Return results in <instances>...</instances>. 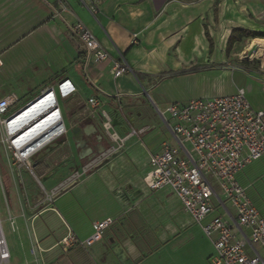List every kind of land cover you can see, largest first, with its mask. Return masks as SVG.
<instances>
[{"label":"crops","instance_id":"0c3cea01","mask_svg":"<svg viewBox=\"0 0 264 264\" xmlns=\"http://www.w3.org/2000/svg\"><path fill=\"white\" fill-rule=\"evenodd\" d=\"M85 2L97 6L96 17L80 0H0V100L14 99L8 113H15L66 79L76 89L63 100L68 106L82 111L89 99H96L120 124V132H148L140 141L128 140L125 152L93 172L100 184L73 185L50 205L14 219L9 264H147L150 242L186 233L184 227L193 222L178 199L167 188L151 192L142 181L150 155L171 141V121L161 119L156 109L235 94L241 75L231 69V61L239 43L227 55L229 36L234 29L264 34V0ZM77 21L111 59L121 55L131 73L112 80L110 60L86 68V53L70 31ZM248 102L253 110L264 111V97L261 104ZM236 180L264 219V155L238 172ZM213 205L210 217L222 218L237 233L231 207L220 196ZM107 218L114 224L102 241L63 251L59 242L67 234L84 241L93 222ZM36 245L41 251L33 255ZM207 245L210 260L212 243ZM116 247L124 253L122 262L113 252Z\"/></svg>","mask_w":264,"mask_h":264},{"label":"built area","instance_id":"2783aa9c","mask_svg":"<svg viewBox=\"0 0 264 264\" xmlns=\"http://www.w3.org/2000/svg\"><path fill=\"white\" fill-rule=\"evenodd\" d=\"M80 1L96 17L97 6ZM70 31L86 53V68L110 60L112 80L131 73L124 58L120 55L111 59L81 22L72 24ZM75 92L74 85L63 79L53 88L44 90L36 100L54 95L51 109L55 114L59 113V101L71 98ZM11 103V98L0 100V117L6 118L5 126L16 113L6 116ZM88 105L100 108L96 99H89ZM156 113L161 119L166 116L170 119L167 127L171 141L163 142L159 151L150 155L148 172L142 180L144 186L151 192L163 188L172 192L183 211L212 243L211 264H264V219L236 180L238 172L264 155V111L253 110L245 92L239 89L229 96L171 104L164 111L156 109ZM103 118L104 129L114 147L98 155L94 160L98 165L118 154L131 138L148 132V128H141L122 133L113 126V118L108 113L103 112ZM58 123L63 124V119L55 124ZM218 196L234 211L238 234L222 218L210 217L214 212L213 200ZM113 224L111 218L93 222L92 234L86 240L67 234L59 244L63 251L73 247L89 248L102 241ZM6 251H0V264L8 260ZM33 251L41 250L36 245Z\"/></svg>","mask_w":264,"mask_h":264},{"label":"rangeland","instance_id":"374dc122","mask_svg":"<svg viewBox=\"0 0 264 264\" xmlns=\"http://www.w3.org/2000/svg\"><path fill=\"white\" fill-rule=\"evenodd\" d=\"M260 41H241L232 53L236 59L231 61V69L238 70L241 75L235 80L236 84L251 102L259 104L264 97V43ZM253 44L259 47L262 54L247 58L246 53ZM14 102L12 99L9 109L13 108ZM66 102L59 101L66 134L27 161H20L22 152L10 145L11 137L6 134L4 125L6 118L0 117V229L7 241V249L14 243L15 236L11 233L14 219L50 205L56 196L64 194L73 185L100 184L97 178L94 181L93 172L105 168L104 165L114 156L126 150L124 146L118 154L102 160L101 164L94 163L100 150L107 151L114 147L104 129V110L88 105L79 111ZM75 130L77 133L73 134ZM184 218L181 217V220L184 221ZM184 228L187 232H182L177 238L167 236L164 242H150L148 245H152V248L145 250L147 264H211L205 254L210 241L201 228L194 222ZM31 253L34 255L33 250ZM9 262L10 258L2 264Z\"/></svg>","mask_w":264,"mask_h":264},{"label":"bare ground","instance_id":"6f19581e","mask_svg":"<svg viewBox=\"0 0 264 264\" xmlns=\"http://www.w3.org/2000/svg\"><path fill=\"white\" fill-rule=\"evenodd\" d=\"M254 46L256 49L251 53L250 57L253 54L261 56V50L254 44L250 46L248 52ZM53 99H55L54 95L42 97L6 122L8 124H6L5 130L6 134L11 137L10 145L22 152L20 161H27L46 146L59 139L63 134H66L64 124H55L57 120L63 118L60 109L59 113H53L54 110L51 109L54 103ZM4 249L7 250L5 258L9 259V252L0 229V251Z\"/></svg>","mask_w":264,"mask_h":264},{"label":"trees","instance_id":"16d2710c","mask_svg":"<svg viewBox=\"0 0 264 264\" xmlns=\"http://www.w3.org/2000/svg\"><path fill=\"white\" fill-rule=\"evenodd\" d=\"M256 38L264 39V34L250 32V31L241 30V29L232 30V32L229 36V39H228V43H227V49H226L227 55L230 53L234 44L240 43L243 40H252V39H256ZM11 114H14V113H8L7 112L6 116H9Z\"/></svg>","mask_w":264,"mask_h":264},{"label":"water","instance_id":"95a60500","mask_svg":"<svg viewBox=\"0 0 264 264\" xmlns=\"http://www.w3.org/2000/svg\"><path fill=\"white\" fill-rule=\"evenodd\" d=\"M256 49V47L254 46V48L249 51L246 55L247 58L250 57L251 53ZM37 99V98H36ZM34 100L33 102H31L30 104H28L27 106L23 107L22 109H20L19 111H17L14 115L18 114L19 112H21L22 110H24L25 108H27L28 106H30L31 104H33L34 102H36L37 100ZM13 115V116H14ZM113 126L117 127V126H120V124L117 123L116 119H113ZM121 131V130H120ZM123 132H126V129L122 130V133ZM77 133V130H75L73 132V134H76ZM114 254L116 255V257L118 258V260L120 262H122L121 260L123 259V251L120 249V247H116L114 250H113Z\"/></svg>","mask_w":264,"mask_h":264}]
</instances>
